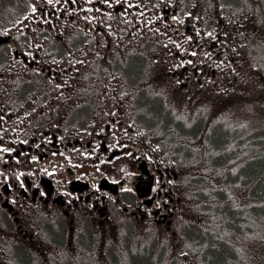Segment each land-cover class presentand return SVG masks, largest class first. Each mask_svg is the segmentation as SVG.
Wrapping results in <instances>:
<instances>
[{
	"label": "flooded vegetation",
	"instance_id": "1",
	"mask_svg": "<svg viewBox=\"0 0 264 264\" xmlns=\"http://www.w3.org/2000/svg\"><path fill=\"white\" fill-rule=\"evenodd\" d=\"M13 5H0V264H117L118 232L160 258L163 237L179 241L183 177L151 138L148 89L262 96L251 33L198 0Z\"/></svg>",
	"mask_w": 264,
	"mask_h": 264
},
{
	"label": "rangeland",
	"instance_id": "2",
	"mask_svg": "<svg viewBox=\"0 0 264 264\" xmlns=\"http://www.w3.org/2000/svg\"><path fill=\"white\" fill-rule=\"evenodd\" d=\"M19 1L23 0H0V5L5 6L1 13L11 16L13 4ZM217 4H223V13L251 33L243 54L247 68L258 75L257 80L263 87L260 89H264V0H198L199 8H213ZM149 72L152 75L154 70ZM148 91L151 109L159 114L151 138L166 152H172L170 162L182 174L185 218L178 226L175 239L178 242L171 243L163 237L161 259H153L148 250L147 247L154 245L149 237L118 232L116 263L126 264L130 260L133 264L154 261L161 264H264L263 218L248 215L246 211L248 218L244 221L250 229L232 237L231 230L222 225V219L207 209L218 202L213 193L219 189L225 190L226 198L235 207L247 208L264 202L263 198L251 195L252 184L245 185L241 168L251 153L237 154L242 138L255 131L264 132V90L263 95L257 97L251 91L215 89L192 101L167 92L170 97L166 96L154 83ZM223 136L228 137L227 143L217 149L214 145L218 146ZM230 153L236 155L231 158ZM203 232L224 237L233 251L226 244L219 256L210 257L206 253L209 263L201 256L200 239L206 237Z\"/></svg>",
	"mask_w": 264,
	"mask_h": 264
},
{
	"label": "trees",
	"instance_id": "3",
	"mask_svg": "<svg viewBox=\"0 0 264 264\" xmlns=\"http://www.w3.org/2000/svg\"><path fill=\"white\" fill-rule=\"evenodd\" d=\"M227 140L228 137L223 136L218 146L213 145L217 149L225 147ZM237 151V154L240 152L245 154L244 151H249L251 153L241 168L246 179L245 185H249V183L252 184L250 187L251 195L264 199V132L255 131L245 138H242L239 142ZM230 154L231 158L236 155L233 153ZM256 176H260V178H257ZM213 196L217 197L218 202L214 206H208L207 209H211L215 215L222 219V225L231 230L232 237L236 234H243L245 230L250 229L244 221L248 218V215L264 219V202L261 205L255 204L248 206L247 208H239L233 206V204L226 198V192L224 189L216 190L213 193ZM246 211L249 213L248 215L245 214ZM203 234H205L206 237L200 239L201 247L203 248L201 256L207 261L208 258L205 257L206 253L209 256L212 255L216 257L219 256V254H222L221 252L225 247L223 245L228 244L227 247H231V244H229L224 237L210 236V234H206V232H203ZM230 249L233 251V248Z\"/></svg>",
	"mask_w": 264,
	"mask_h": 264
}]
</instances>
